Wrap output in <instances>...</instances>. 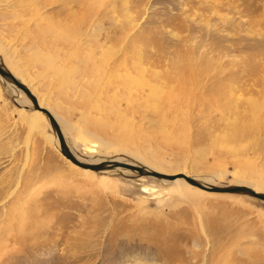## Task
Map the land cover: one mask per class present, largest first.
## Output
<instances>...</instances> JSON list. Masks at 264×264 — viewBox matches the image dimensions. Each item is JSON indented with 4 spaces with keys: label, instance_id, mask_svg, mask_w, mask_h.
<instances>
[{
    "label": "rangeland",
    "instance_id": "obj_1",
    "mask_svg": "<svg viewBox=\"0 0 264 264\" xmlns=\"http://www.w3.org/2000/svg\"><path fill=\"white\" fill-rule=\"evenodd\" d=\"M0 61L78 157L264 186V0H0ZM26 98L0 76V264H264V200L87 174Z\"/></svg>",
    "mask_w": 264,
    "mask_h": 264
},
{
    "label": "bare ground",
    "instance_id": "obj_2",
    "mask_svg": "<svg viewBox=\"0 0 264 264\" xmlns=\"http://www.w3.org/2000/svg\"><path fill=\"white\" fill-rule=\"evenodd\" d=\"M2 61H0V63H1ZM4 63V62H3ZM4 66L6 67V65H5V63H4ZM7 68V67H6ZM8 69V68H7ZM8 70H10V69H8ZM11 71V70H10ZM12 72V71H11ZM13 73V72H12ZM14 74V73H13ZM0 76H1V78H3V76H2V74H0ZM14 76L16 77V75L14 74ZM16 79H18V80H20L18 77H16ZM6 80V79H5ZM7 81V80H6ZM20 81H22V80H20ZM14 89H16L17 91H20V93H22V94H25L26 96H27V98H26V102L27 103H30V102H32V100H31V98L28 96V94L25 92V90H23V89H19L17 86H15L14 84H12L11 82H9V81H7ZM23 82V81H22ZM24 84L26 83V82H23ZM26 85V84H25ZM27 87H28V85H26ZM29 88V87H28ZM30 90H31V92L34 94L35 92H34V90L32 89V88H30ZM35 95V94H34ZM35 97L37 98V102H38V104H39V106L40 107H45V108H47L51 113H52V115L54 116V118L56 119V121H57V123H58V121H59V116L56 114V112L54 111V108L51 106V104H48L47 102H45V101H43L42 99H39L38 98V96H36L35 95ZM39 99V100H38ZM32 104H33V102H32ZM33 107H34V105H33ZM35 110H36V117H35V119L34 120H32L30 123H31V127H36V125H37V123H38V120L39 119H41V117H43L44 118V115L46 114L47 115V113L45 112V111H43V110H38L37 108H35ZM45 113V114H44ZM48 117V116H47ZM49 119V118H48ZM50 125H51V123H50ZM58 125H59V123H58ZM60 126V125H59ZM61 129H62V132H63V128H62V126H61ZM63 135H64V138H65V141H66V143H67V145L71 148V146L68 144V142H67V139H66V137H65V134H64V132H63ZM50 138L51 139H55V142H56V145H57V149L60 151V152H62V150H61V145H60V143H59V139H58V137H57V134L54 132L53 134H51L50 135ZM73 148H71V150H72ZM90 150L91 151H94L95 149H93V148H91L90 147ZM72 152H73V154L77 157V159L80 161H83V162H86V163H92V164H96V163H100V161H105L106 159H102L101 157L100 158H97V160L96 161H90L89 159L87 160V159H85V158H82L81 156L80 157H78L77 156V154H76V152L74 151V149L72 150ZM63 153V152H62ZM63 155L65 156V154L63 153ZM66 157V156H65ZM67 158V157H66ZM136 158V159H135ZM68 160H70L69 158H67ZM71 161V160H70ZM110 161H115V162H124V163H128V164H131V165H135V166H141V167H144L146 170H153V171H159V172H161V173H164V174H167V175H171V174H179V173H183V174H185V175H187V176H189L187 173H185L184 171H183V169L184 168H176L175 170H170L171 168H167L166 166H164V164H160V162H157V163H155V162H150V160L148 161V160H145V159H142V158H140V156H132V157H129L128 158V156H127V158L126 157H124V156H121V157H119V158H117V159H110ZM72 162V161H71ZM72 163H74V162H72ZM75 164V163H74ZM76 165H78V164H76ZM79 166V165H78ZM79 167H81V165L79 166ZM85 168V171L87 172V174H91V171L93 170V169H91V168H86V167H84ZM105 170V169H104ZM106 170H110V169H106ZM114 170H120V171H124V172H129V171H131V172H135L134 170H132V169H129V168H127V167H124V166H119V167H116V168H114ZM94 171H96V170H94ZM101 171V170H100ZM100 171H97V172H100ZM109 172V171H108ZM179 172V173H178ZM93 173V172H92ZM140 175V174H139ZM149 176V175H148ZM175 176V175H174ZM190 177V176H189ZM143 178V177H142ZM191 178H193V177H191ZM161 179H163L164 181H169V182H171V183H173V185H174V187H172L171 189H170V193H172V196H173V194H178V195H180V197L182 196V197H187L188 199H191V200H196L197 199V197H199L200 195H203V194H205V195H209V196H226V194L227 193H230V192H221V191H208V190H206V189H203V188H201V187H199V186H194V185H192L191 183H188L187 182V180L185 179V178H183V177H179V176H177V178H175V179H168V178H161ZM194 180H198L197 178L195 179V178H193ZM187 183H186V182ZM200 181V180H199ZM239 181H241L242 183H238L237 185H244V186H247V187H250V188H252L253 190H256L257 192H260V193H264V186H262L261 187V185L259 184H254V183H251V182H249V181H247L246 179H242V180H239ZM202 184H204V185H207V186H212L211 184H210V182H208V183H206V182H204L203 180L202 181H200ZM252 185V186H251ZM194 186V187H193ZM145 189H147V187H145ZM203 193V194H202ZM231 194V193H230ZM171 195V194H170ZM174 196H176V195H174ZM261 199V198H260ZM263 200V199H262Z\"/></svg>",
    "mask_w": 264,
    "mask_h": 264
},
{
    "label": "water",
    "instance_id": "obj_3",
    "mask_svg": "<svg viewBox=\"0 0 264 264\" xmlns=\"http://www.w3.org/2000/svg\"><path fill=\"white\" fill-rule=\"evenodd\" d=\"M0 74H2L4 79L11 82L15 86H17L19 89L25 90V92L31 98L35 108H37L38 110H43L47 113V116H48L49 121L51 123V126L53 128V131L57 134V137L59 139V143L61 145L62 152L65 154V156L67 158H69L72 162H74L75 164H78L79 166L81 165L82 167L91 168V169L96 170V171H100V170H104V169H114V168L119 167V166H124V167H127L129 169L134 170L135 172H137L140 175H149V176H153L156 178L159 177V178L175 179V178H177V176H179V177L185 178L192 185H194V186L197 185V186H199L203 189H206L208 191H214V192L215 191H221V192H230V193L242 192V193H246V194H249L253 197L255 196V197H258V198H261L264 200V193L257 192L256 190H253L252 188L244 186V185L207 186V185L202 184L199 180H194L193 178H191V177H189L183 173H179L175 176L174 175H167V174L161 173L159 171L146 170L144 167L135 166V165H131V164L120 162V161L115 162V161H110V160H105V161L103 160V161H100V163H96V164L86 163V162H83L81 160L79 161L77 159V157L73 154L71 148L67 145L65 138H64V135H63V132H62V129H61V126L58 125L56 119L54 118L52 113L47 108L39 106V104L37 102V98L31 92L30 88H28L22 81L16 79L14 74L4 66L3 62L0 63Z\"/></svg>",
    "mask_w": 264,
    "mask_h": 264
}]
</instances>
